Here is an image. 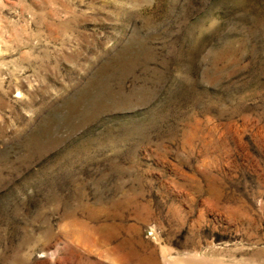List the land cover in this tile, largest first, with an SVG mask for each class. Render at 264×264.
I'll return each mask as SVG.
<instances>
[{"label": "rangeland", "instance_id": "obj_1", "mask_svg": "<svg viewBox=\"0 0 264 264\" xmlns=\"http://www.w3.org/2000/svg\"><path fill=\"white\" fill-rule=\"evenodd\" d=\"M0 264H264V0H0Z\"/></svg>", "mask_w": 264, "mask_h": 264}]
</instances>
